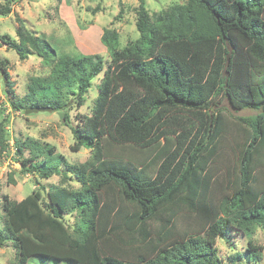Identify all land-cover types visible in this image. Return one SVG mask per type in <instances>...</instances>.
<instances>
[{"label":"trees","instance_id":"obj_1","mask_svg":"<svg viewBox=\"0 0 264 264\" xmlns=\"http://www.w3.org/2000/svg\"><path fill=\"white\" fill-rule=\"evenodd\" d=\"M19 1L0 0V18ZM135 13L138 38L123 47L117 31L102 29L107 64L99 55L57 57L20 19L15 38L0 35V48L49 69L28 79L11 108L59 113L72 150L90 151L69 164L46 142L16 144L20 173L36 188L20 201L2 198L0 245L11 244L14 264H224L218 238L230 245L231 232L264 230V0H185L153 14L137 0ZM100 75L90 116L70 124ZM1 80L12 96L0 57ZM223 101L256 114L228 118ZM6 124L0 153L9 148ZM226 149L234 165H223L214 201V163ZM53 176L58 184L39 181ZM246 248L229 261L261 260L260 248Z\"/></svg>","mask_w":264,"mask_h":264},{"label":"rangeland","instance_id":"obj_2","mask_svg":"<svg viewBox=\"0 0 264 264\" xmlns=\"http://www.w3.org/2000/svg\"><path fill=\"white\" fill-rule=\"evenodd\" d=\"M150 14L173 4H183L185 0H145ZM122 5V14L119 15ZM137 0H20L7 17L0 18V35L15 38L17 19L34 35L43 36L53 48L57 57H70L78 54L99 55L108 63L109 57L105 46L100 43L103 28H110L119 34L120 47L128 41L138 38L135 30ZM0 57L8 60V74L12 83V96H5L4 82H0V121L7 117L5 130L9 148L0 153V229L3 226L4 213L2 211V198L7 196L10 200L20 201L31 194L36 188L35 177L20 173L18 157L14 154L16 144L25 138H32L46 142L53 146L55 153L62 155L69 164L85 162L90 151L86 149L72 150L75 141L69 127L62 121L57 112L45 111L38 113H21L11 108L10 98L21 99L25 94V87L30 77L46 76L49 69L41 65L36 56H29L26 60H18L13 51L0 48ZM101 75L94 78L91 88L86 96L85 103L79 109L69 112L70 124L76 123V115L90 116L93 100L97 95V85ZM222 106L228 113V118L236 116H253L254 110L233 111L226 101ZM232 115V116H230ZM220 154L214 163V181L210 195L214 201L221 197L219 184L226 183L227 173L224 164L231 167L234 155L230 150ZM27 155V154H25ZM153 168L150 173H153ZM238 170L234 169L237 175ZM12 180V182H11ZM59 177L53 176L48 180H39L43 186L59 183ZM71 187H77L70 183ZM68 225H72L74 218L66 217ZM230 245L218 238L216 249L222 257L224 264H232L229 256L234 253H245L247 242H251L261 250V260L257 263L243 259L239 264H264V230L256 228L249 237L231 232L228 237ZM15 252L11 244L5 242L0 245V264H14ZM247 256V254H246ZM238 264V263H235Z\"/></svg>","mask_w":264,"mask_h":264},{"label":"water","instance_id":"obj_3","mask_svg":"<svg viewBox=\"0 0 264 264\" xmlns=\"http://www.w3.org/2000/svg\"><path fill=\"white\" fill-rule=\"evenodd\" d=\"M45 111H50V109H28L25 111V114L27 113H37V112H45Z\"/></svg>","mask_w":264,"mask_h":264}]
</instances>
